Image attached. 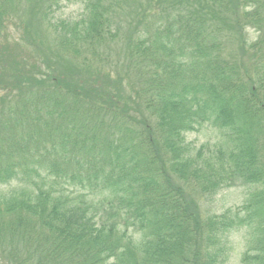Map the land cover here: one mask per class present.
<instances>
[{
	"label": "trees",
	"instance_id": "trees-1",
	"mask_svg": "<svg viewBox=\"0 0 264 264\" xmlns=\"http://www.w3.org/2000/svg\"><path fill=\"white\" fill-rule=\"evenodd\" d=\"M16 1L0 0V264H225L240 229V263L264 264V0H78L81 17L56 23L42 11L74 56L126 27L125 75L55 67L30 23L23 47ZM232 32L248 61L226 51ZM205 124L223 146L186 141ZM236 184L251 186L241 205L201 210Z\"/></svg>",
	"mask_w": 264,
	"mask_h": 264
},
{
	"label": "rangeland",
	"instance_id": "rangeland-1",
	"mask_svg": "<svg viewBox=\"0 0 264 264\" xmlns=\"http://www.w3.org/2000/svg\"><path fill=\"white\" fill-rule=\"evenodd\" d=\"M33 1L34 3L30 2V5L28 3V0H17L15 2L17 5V16L20 20L19 22H15V24H11L10 28L8 29L10 36L14 40H16L17 42H21V44L24 45L23 47H26L27 49L29 48V46L26 45L25 36L22 31L23 28H26L25 26L27 25V23H30V25L35 30L40 32L39 35H41L42 38H45V44L43 45V49H46L47 58H49L50 63L55 67L56 61L60 60L62 63V60L59 56L61 55L63 59L67 60L66 63L69 64L74 63L76 66H80L85 63V65L89 64L92 66L93 69L96 70H101L104 72H114L117 70L119 72H122L123 75H125V70H127L129 66L127 65L124 59L121 60L119 48L125 47L123 43L125 42L124 39H126V27L124 31L123 29H120V36H117L113 39L112 42L115 43L112 44L109 39L107 40V44L97 45L93 48H88L84 44V46L82 45L80 46V48H78V54L74 56L71 53L72 51L69 50L66 45L60 44L58 42L57 35L53 33L51 29L48 28L49 31L46 29V25L49 21L51 23H56L59 20L72 22L78 20L82 14L81 3L78 0H60L58 1L59 3L57 5H53L51 2H48L49 0ZM49 5L51 6V12H49V17H46V20H48L47 22L44 21L42 18V11ZM33 6L35 7L34 9L32 8ZM18 7L25 8V11L19 13ZM30 25L29 28H31ZM244 33L248 42L255 41L259 36V33L254 30V28H251L249 26L245 27ZM43 35L45 37H43ZM22 36L24 38H22ZM229 41L230 43L226 44V51L234 52L237 58L244 57L243 59H245V61H248L247 56H242V54H240V51L238 50V42L235 39L234 32L231 33ZM108 43L109 45L111 44L109 48L108 46H106L108 45ZM28 50L30 51V48ZM246 65H248V63ZM131 77L132 79L134 78L132 76V73ZM186 141H188L195 149L204 146L205 152L208 151V147L214 148V146L217 147L216 145L223 146L225 138L222 136V133L221 131H219V129L205 124L198 130L187 133ZM250 188L251 186L249 185L240 184H236L229 187H223L212 195H202L198 202L201 210L204 213H221L226 209H233L241 205L243 200L246 198V194ZM244 236V229L235 230L229 233L231 252L225 264H241L240 255L244 248Z\"/></svg>",
	"mask_w": 264,
	"mask_h": 264
}]
</instances>
